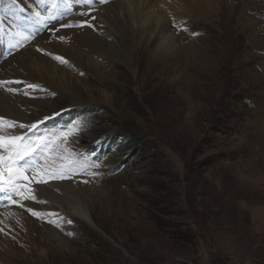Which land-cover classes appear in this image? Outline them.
<instances>
[{"label": "rangeland", "instance_id": "374dc122", "mask_svg": "<svg viewBox=\"0 0 264 264\" xmlns=\"http://www.w3.org/2000/svg\"><path fill=\"white\" fill-rule=\"evenodd\" d=\"M222 1L219 16H205L192 6L169 8L175 32L189 46L181 57L191 59L183 88L162 79L160 65L143 85L128 67L115 64L113 106L95 100L72 105L74 98L46 83L37 85L43 91L40 102H47L39 109L10 100L28 115L37 110L41 115L32 122L40 128L29 131L31 123L9 127L11 117L0 114V132L8 128L12 137L27 133L24 143L32 141L31 148L37 141L47 145L37 152L44 150L45 169L29 172V180L19 183L36 189L44 173H56L43 175L44 188L63 195L71 181L85 193L103 191L109 201L99 204L105 196L94 197L97 227L61 209L43 214L34 207L38 213H25V226L9 214L16 227L7 233L13 248L0 244V264H264V0H227L228 6ZM26 2L0 0V15L24 16L39 28L38 17L26 15V6L34 4L46 19L41 34L66 43V50L80 49L65 33L71 20L78 27L89 21L97 36L107 38V23L83 0ZM105 2L103 11L116 0ZM137 60L143 74L147 57L141 54ZM26 94L31 98L39 91ZM71 106H95L97 112L93 117L84 112L83 120L62 115L58 119L69 124L46 125ZM69 130L72 134L63 136ZM109 134L125 139L120 144L102 140ZM55 145L52 155L49 149ZM9 154L0 148V156ZM9 166L19 168L4 160L0 172ZM3 181L8 182L6 174ZM49 227L59 235L46 234Z\"/></svg>", "mask_w": 264, "mask_h": 264}, {"label": "bare ground", "instance_id": "6f19581e", "mask_svg": "<svg viewBox=\"0 0 264 264\" xmlns=\"http://www.w3.org/2000/svg\"><path fill=\"white\" fill-rule=\"evenodd\" d=\"M20 1L22 3L26 2V0ZM73 1L78 4V0ZM105 1L100 0L95 4L96 1L94 0H84L86 7L89 8L87 10L107 23L105 31L108 34L107 38L97 36V32L92 27L84 26L83 30L77 28V20L69 21L68 31H65V33L71 38L72 44L74 46L78 45L80 49L75 48V46L66 50V43L53 41L45 33L41 34L46 19L34 4L27 5L25 9L33 15L37 12L40 13V17H38L41 22L39 28L32 27L25 21L22 26H17L15 19L0 17V35L2 31L5 33L0 44V59L3 58L2 53L8 45L13 47L10 52L11 56L9 55L10 57L3 62L0 61V84L3 85L0 86L1 115L22 118L28 122L41 115L37 110L28 115L26 111L22 112L11 106L10 100L13 99L22 101L26 106H36L37 109H39L40 103L47 104L44 101L40 102L42 99L32 100V97L30 98L26 94L27 91L36 90L30 87V85L33 86V82L46 83L56 87V89L61 88L66 96L75 99L72 105L91 103L95 100L113 106L116 91L111 83L118 80L115 64L128 67L136 78L141 80L143 85L151 76L153 77V68L160 65V77L165 79L169 85L183 88L186 82L185 78L189 76L191 59L185 61L181 57L185 56L186 47L189 46H183L181 43L182 37L175 32L174 24L167 14L169 8L174 5L177 7L192 6L198 13L205 16H219L223 7L222 0H171L173 5H169L166 0H116L109 7L104 8L103 11L101 5ZM224 2L228 6L227 0ZM163 5L166 9L161 7ZM173 12L175 11L173 10ZM24 46L29 47L25 48ZM61 47L64 49L62 52L60 51ZM82 47H90L91 49L90 51L87 49L83 51ZM96 54L98 55L95 56ZM141 54L147 57V67L143 74L140 73L137 60ZM56 56L63 57L67 63L56 60ZM67 57L69 60H67ZM102 59H108V64H104ZM14 63H17V68L22 74L19 71H14L17 68L13 69L11 67ZM24 70L33 74L32 77H29L28 72ZM13 73L20 74V78L15 79L12 76ZM24 73L27 75H24ZM88 73L94 77L93 80L89 78ZM63 88H66L69 92L64 91ZM82 90L86 92L87 96L81 93ZM84 98L87 100H84ZM17 115L21 117H17ZM16 122L10 120L7 124L11 127L18 125L15 124ZM8 130V128L5 129L3 133H0V136L12 137L7 133ZM36 184V189L34 184L31 185L32 187L29 185L21 187L18 192H22L23 195L18 194L12 200L16 203L11 201L7 207L0 210L1 245L6 244L5 246L13 248L12 240L9 242L7 237L11 228L16 230V227L12 224L13 221L10 223L9 214L15 216L20 225L25 226L28 221L22 219L23 217L21 218L24 209L31 213L34 207L41 211L52 209L53 212L61 209L70 214V217H75L97 227L92 205L98 199L94 197L101 194L105 196L101 198L102 202H99V204L109 201L103 191L95 189L85 193L83 190L76 189L74 185L72 186L71 181L65 184L67 189L63 188V195L50 191L48 187L44 188L43 183ZM70 217L68 219H72ZM44 231H46V234L59 235L58 231L56 232L51 227L46 228ZM16 237L15 243H18L20 236ZM10 250H7V252H15Z\"/></svg>", "mask_w": 264, "mask_h": 264}, {"label": "snow or ice", "instance_id": "6c2138e0", "mask_svg": "<svg viewBox=\"0 0 264 264\" xmlns=\"http://www.w3.org/2000/svg\"><path fill=\"white\" fill-rule=\"evenodd\" d=\"M37 17H40V13L37 12L35 14ZM43 19V18H41ZM94 19V17H93ZM62 27H67V25H61ZM81 27L88 26V27H93V25L89 21H83L80 24ZM55 31V29H54ZM61 39H63L61 37ZM56 60H59L61 63H67V61L63 57L56 56ZM0 86H3L0 84ZM30 87H33L30 85ZM0 123H3V118H0ZM18 127L24 128V125H18ZM38 127L37 123H33L30 125L29 131L35 130ZM72 130H69L66 135H71ZM28 140L27 133L21 136H16V137H10V138H5L3 136H0V148H6L10 151V154L8 157H3L0 156V161H11L13 163H18L19 161H22L30 156H32L34 153L38 152L41 147H47L46 144H43L42 142L37 141L36 142V147L31 148L29 145L33 143L32 141H29L28 144H25L24 141ZM15 157V159H13ZM5 174L7 175L8 183L5 185L3 183ZM43 175H50V176H55L56 173H44ZM43 175L41 176V179L39 181H35V183H46L47 181L43 180ZM29 180V177L27 175H24L23 172L21 171L20 168H13L11 166L7 167L4 169V172H0V190H4L5 188L9 190H13L16 194L23 195L22 192H17L16 190L19 187V180ZM11 198V197H9ZM13 203H16V201H12ZM31 211V210H30ZM33 215H36V213H32Z\"/></svg>", "mask_w": 264, "mask_h": 264}, {"label": "trees", "instance_id": "16d2710c", "mask_svg": "<svg viewBox=\"0 0 264 264\" xmlns=\"http://www.w3.org/2000/svg\"><path fill=\"white\" fill-rule=\"evenodd\" d=\"M128 136H130V135H128ZM141 147V146H140Z\"/></svg>", "mask_w": 264, "mask_h": 264}]
</instances>
